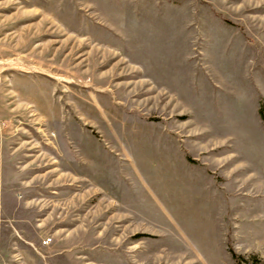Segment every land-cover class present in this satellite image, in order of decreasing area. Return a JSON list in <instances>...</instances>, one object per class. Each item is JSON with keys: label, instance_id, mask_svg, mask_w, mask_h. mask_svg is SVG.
I'll use <instances>...</instances> for the list:
<instances>
[{"label": "rangeland", "instance_id": "obj_1", "mask_svg": "<svg viewBox=\"0 0 264 264\" xmlns=\"http://www.w3.org/2000/svg\"><path fill=\"white\" fill-rule=\"evenodd\" d=\"M261 110L264 0H0V264L264 262Z\"/></svg>", "mask_w": 264, "mask_h": 264}, {"label": "trees", "instance_id": "obj_2", "mask_svg": "<svg viewBox=\"0 0 264 264\" xmlns=\"http://www.w3.org/2000/svg\"><path fill=\"white\" fill-rule=\"evenodd\" d=\"M259 115H260L262 124L264 126V112H263V110L259 111ZM230 252H231L232 258L239 261L240 257L236 256L232 251H230ZM251 264H264V262H262V263L256 262V263H251Z\"/></svg>", "mask_w": 264, "mask_h": 264}]
</instances>
